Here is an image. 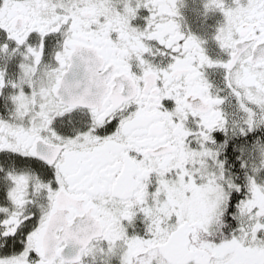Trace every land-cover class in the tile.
I'll use <instances>...</instances> for the list:
<instances>
[{"label":"snow or ice","instance_id":"1","mask_svg":"<svg viewBox=\"0 0 264 264\" xmlns=\"http://www.w3.org/2000/svg\"><path fill=\"white\" fill-rule=\"evenodd\" d=\"M0 264H264V0H0Z\"/></svg>","mask_w":264,"mask_h":264}]
</instances>
